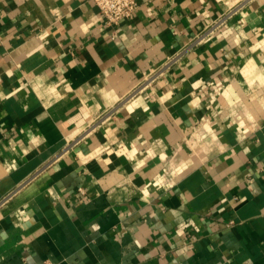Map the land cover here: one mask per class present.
<instances>
[{"label": "crops", "instance_id": "0c3cea01", "mask_svg": "<svg viewBox=\"0 0 264 264\" xmlns=\"http://www.w3.org/2000/svg\"><path fill=\"white\" fill-rule=\"evenodd\" d=\"M138 2L0 0V264H264V0Z\"/></svg>", "mask_w": 264, "mask_h": 264}, {"label": "built area", "instance_id": "2783aa9c", "mask_svg": "<svg viewBox=\"0 0 264 264\" xmlns=\"http://www.w3.org/2000/svg\"><path fill=\"white\" fill-rule=\"evenodd\" d=\"M100 15L108 25H119L123 20L132 18L139 7L138 0H94ZM209 32L205 33L208 34ZM205 34L200 38L205 37ZM234 221H231L230 224ZM43 264H56L46 259Z\"/></svg>", "mask_w": 264, "mask_h": 264}]
</instances>
